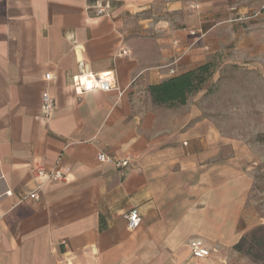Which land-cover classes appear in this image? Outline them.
<instances>
[{
  "label": "crops",
  "instance_id": "obj_1",
  "mask_svg": "<svg viewBox=\"0 0 264 264\" xmlns=\"http://www.w3.org/2000/svg\"><path fill=\"white\" fill-rule=\"evenodd\" d=\"M94 1L0 0V264H258L235 245L264 222L252 165L264 155H235L206 87L175 107L148 87L229 46L243 60L258 48L264 70V0H113L108 16ZM82 69L113 71L119 88L78 93ZM258 95L247 111L264 112ZM58 160L66 179L35 174ZM41 183L39 200L23 199ZM194 238L209 256L192 255Z\"/></svg>",
  "mask_w": 264,
  "mask_h": 264
},
{
  "label": "rangeland",
  "instance_id": "obj_2",
  "mask_svg": "<svg viewBox=\"0 0 264 264\" xmlns=\"http://www.w3.org/2000/svg\"><path fill=\"white\" fill-rule=\"evenodd\" d=\"M258 22L252 20L251 24ZM242 26L246 27V24L240 22L237 25L240 31H236V37L239 34L241 38ZM251 51L252 58L243 60L240 48L229 46L218 50L210 58L215 62V72L204 86L209 93H215L212 104L218 106L220 132L236 139L235 155H264V112H260L258 107L248 111L246 108V100H259L258 89H264V70L258 64L259 49ZM258 147L261 151H258ZM252 165L256 190L253 195L257 199L255 209L264 217V156L260 157L259 162L252 161ZM250 233L247 244L255 243V252L264 257V222L254 226ZM250 258L258 264H264V261L252 256Z\"/></svg>",
  "mask_w": 264,
  "mask_h": 264
},
{
  "label": "built area",
  "instance_id": "obj_3",
  "mask_svg": "<svg viewBox=\"0 0 264 264\" xmlns=\"http://www.w3.org/2000/svg\"><path fill=\"white\" fill-rule=\"evenodd\" d=\"M113 0H95L92 8L94 9L97 16H108L110 15V9L112 6ZM129 49H124L121 54L130 55ZM171 74L175 73V70L171 68ZM51 73L46 74L47 79H51ZM73 85L78 93H83L84 91H89L92 89H102L105 91H110L113 89H118L119 87L115 81V75L113 71H107L102 73H93L87 72L83 69L76 75L73 76ZM56 103L52 95L48 90L43 91L42 94V104L39 118L43 122H47L55 111ZM98 159L102 162H111L115 164L117 167L125 170L130 165L129 158H119L114 155H109L105 152H100L98 154ZM59 160L55 165L50 168L45 167L44 165H38L34 172L37 176L44 179V181H62L66 179L67 173L65 170L58 168ZM43 183L39 184L36 189L24 195L23 199H40V189ZM3 213L0 210V219L2 218ZM125 218L128 220V224L130 228H137L140 226L142 222L141 214L136 210L132 209L125 213ZM190 249L191 253L195 257L203 258L210 255V248L206 244V242L201 238H194L190 241Z\"/></svg>",
  "mask_w": 264,
  "mask_h": 264
},
{
  "label": "trees",
  "instance_id": "obj_4",
  "mask_svg": "<svg viewBox=\"0 0 264 264\" xmlns=\"http://www.w3.org/2000/svg\"><path fill=\"white\" fill-rule=\"evenodd\" d=\"M214 72L215 62L206 61L195 68L150 85L148 92L156 105L167 107L184 105L194 92L206 85ZM254 246L255 243L247 244V238H243L235 245V248L256 260L264 261V257L255 252Z\"/></svg>",
  "mask_w": 264,
  "mask_h": 264
}]
</instances>
